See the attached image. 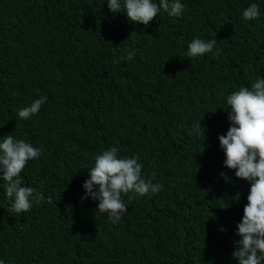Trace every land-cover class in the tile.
<instances>
[{
	"label": "trees",
	"instance_id": "1",
	"mask_svg": "<svg viewBox=\"0 0 264 264\" xmlns=\"http://www.w3.org/2000/svg\"><path fill=\"white\" fill-rule=\"evenodd\" d=\"M180 2V17L161 12L145 27L106 0H0V137L42 148L20 179L45 196L15 213L0 181L5 264H238L250 184L224 166L218 137L227 95L264 78V0ZM251 3L261 15L246 21ZM197 37L216 39L220 56L189 58ZM42 96L38 114L18 118ZM200 121L206 138L193 131ZM112 146L163 185L122 195L116 224L81 199L94 157Z\"/></svg>",
	"mask_w": 264,
	"mask_h": 264
},
{
	"label": "clouds",
	"instance_id": "2",
	"mask_svg": "<svg viewBox=\"0 0 264 264\" xmlns=\"http://www.w3.org/2000/svg\"><path fill=\"white\" fill-rule=\"evenodd\" d=\"M107 8L113 15L125 13L127 20L133 24L147 27L161 12L170 17H180L184 5L180 0H106ZM105 0H99L102 7ZM259 6L251 3L242 12L246 21L260 18ZM133 33V32H132ZM131 33V34H132ZM130 34V35H131ZM217 40L194 38L188 43L187 56L194 58L212 53L219 57L222 49L216 47ZM215 49V50H214ZM135 50H128L121 59L132 60ZM48 97L35 99L30 105L17 113L18 118L28 120L39 113ZM227 119L229 128L225 135L218 137L224 152V166L235 170V176L250 184L247 204L243 207V216L236 225L232 259L238 264H264V78L257 77L250 87L241 86L226 97ZM193 131L202 133L201 121ZM206 138V137H205ZM42 148L33 146L13 135L0 137V181L10 203V211L15 213L29 212L33 203L39 205L45 196L35 187L22 186L21 173L30 160L39 159ZM138 156H119L118 147L112 146L94 157V163L88 168V176L82 187L85 195L98 201L96 210L106 213L108 220L116 224L127 212V205L122 195L129 193L145 196L158 194L163 185L153 183L142 175V164ZM221 175H224L221 173ZM239 199V194H237ZM135 196H129L134 199ZM238 199L237 202H238ZM47 203H52L48 197ZM0 264H5L0 260Z\"/></svg>",
	"mask_w": 264,
	"mask_h": 264
}]
</instances>
